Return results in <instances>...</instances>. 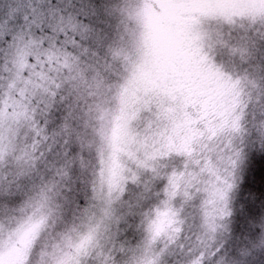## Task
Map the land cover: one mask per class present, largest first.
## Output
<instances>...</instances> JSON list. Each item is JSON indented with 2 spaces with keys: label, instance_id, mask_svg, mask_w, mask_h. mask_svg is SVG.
I'll use <instances>...</instances> for the list:
<instances>
[{
  "label": "clouds",
  "instance_id": "1",
  "mask_svg": "<svg viewBox=\"0 0 264 264\" xmlns=\"http://www.w3.org/2000/svg\"><path fill=\"white\" fill-rule=\"evenodd\" d=\"M0 264H264V0H0Z\"/></svg>",
  "mask_w": 264,
  "mask_h": 264
}]
</instances>
